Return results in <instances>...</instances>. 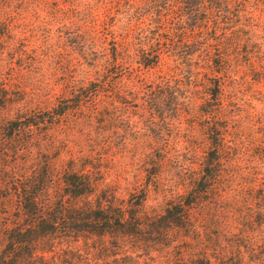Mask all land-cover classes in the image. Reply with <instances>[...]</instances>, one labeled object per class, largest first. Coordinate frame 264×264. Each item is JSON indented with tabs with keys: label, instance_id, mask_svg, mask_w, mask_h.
I'll list each match as a JSON object with an SVG mask.
<instances>
[{
	"label": "rangeland",
	"instance_id": "rangeland-1",
	"mask_svg": "<svg viewBox=\"0 0 264 264\" xmlns=\"http://www.w3.org/2000/svg\"><path fill=\"white\" fill-rule=\"evenodd\" d=\"M155 52L154 67L138 64ZM0 105V129L35 124L0 137V250L25 178L45 174L55 196L66 171L91 172L118 201L143 193L154 218L215 163L192 228L165 245L85 235L60 241L55 260L264 264V0H0Z\"/></svg>",
	"mask_w": 264,
	"mask_h": 264
},
{
	"label": "trees",
	"instance_id": "trees-1",
	"mask_svg": "<svg viewBox=\"0 0 264 264\" xmlns=\"http://www.w3.org/2000/svg\"><path fill=\"white\" fill-rule=\"evenodd\" d=\"M141 55L138 61L140 66L152 68L156 65L158 53L152 57L153 60L145 59L144 53ZM112 57L114 59L115 55L112 54ZM107 83L103 82L102 86L90 84L71 102L78 107L87 99H94ZM72 109L73 106L67 103L63 107L53 108L46 115L49 121L59 120ZM34 125L29 118L15 119L0 129V137L3 140L12 139L15 133ZM207 160L216 161L215 154H209ZM214 164L203 168L195 191L177 202L169 203L164 213L154 218L146 214L143 193L131 194L128 199L118 201L113 190L102 187L101 179L91 172L81 173L69 169L63 175L61 192L55 196L49 178L43 173L16 182L12 191L18 202L20 216L6 230V242L0 250V264H67L55 260L56 245L64 240L76 241L85 235L95 236L100 241H112L117 248L124 242H145L147 235L153 237L154 244L165 245L168 233L192 228L190 212L195 209L201 193L205 192L207 187L204 184L217 177V166ZM213 259L216 261L217 258ZM101 261L100 264H107L104 259ZM129 264L138 263L130 261ZM174 264L213 262L203 257L189 263L177 260Z\"/></svg>",
	"mask_w": 264,
	"mask_h": 264
}]
</instances>
